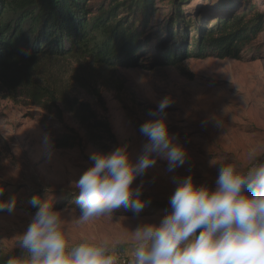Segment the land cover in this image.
<instances>
[{
    "label": "rangeland",
    "instance_id": "rangeland-1",
    "mask_svg": "<svg viewBox=\"0 0 264 264\" xmlns=\"http://www.w3.org/2000/svg\"><path fill=\"white\" fill-rule=\"evenodd\" d=\"M115 1L88 2L91 11L97 12ZM214 1L179 0V4L189 16L199 7L213 12ZM252 1L264 12V0ZM172 2L153 1L155 8L147 26V33L153 34L146 40L142 64L110 69L88 61L67 62L69 75L87 77L75 94L91 102L99 116L111 123L117 145L105 139L90 140L87 130L68 112L61 123L38 107L15 103L0 89V181L6 186V198L0 196V202L16 201L15 211L0 210V258L25 257L19 237L38 210L31 203L35 194L61 213L69 247L85 238L108 239L115 254H130L136 244V228L159 223L171 211L175 181L191 175L197 185L214 190L222 164L231 163L246 171L257 160L264 161V30L245 46L240 60L190 58L175 66L151 67L169 33ZM83 68L88 70L83 72ZM95 91L100 92L102 101ZM165 97L171 100L165 110L170 133L186 149L187 162L170 172L167 162L158 159L136 178L133 187H142L141 199L145 201L140 212L122 206L112 214L81 223L75 182L92 165L90 154L127 145L135 162L146 142L140 126L153 118L149 113ZM71 128L83 138L81 145L56 148L54 137Z\"/></svg>",
    "mask_w": 264,
    "mask_h": 264
},
{
    "label": "trees",
    "instance_id": "trees-1",
    "mask_svg": "<svg viewBox=\"0 0 264 264\" xmlns=\"http://www.w3.org/2000/svg\"><path fill=\"white\" fill-rule=\"evenodd\" d=\"M88 1L0 0V89L15 103L38 107L61 123L68 112L87 130L90 140L117 145L111 123L99 116L91 102L75 94L87 77L69 75L67 62L88 61L110 69L142 64L146 40L153 34L147 33V26L154 0H116L97 12L91 11ZM212 4L216 5L213 12L199 7L185 16L179 0H173L169 33L157 56L153 55L157 60L151 67L175 66L190 58H243L245 46L264 30L263 10L252 0ZM94 94L103 100L99 91ZM82 141L71 128L55 136L53 144L73 148ZM0 192L6 198L2 181ZM6 261L0 258V264Z\"/></svg>",
    "mask_w": 264,
    "mask_h": 264
},
{
    "label": "clouds",
    "instance_id": "clouds-1",
    "mask_svg": "<svg viewBox=\"0 0 264 264\" xmlns=\"http://www.w3.org/2000/svg\"><path fill=\"white\" fill-rule=\"evenodd\" d=\"M170 104L168 97L162 99L149 113L153 118L140 126L146 142L135 162L127 145L90 154L92 165L75 182L81 223L122 206L140 212L145 201L142 187H133L136 178L158 159L170 172L187 162L186 149L169 130L165 110ZM175 183L171 211L159 223H144L133 232L136 244L128 264H264V161L246 171L222 164L214 190L197 185L191 175ZM31 203L38 210L19 237L26 255L10 257L6 264H117L110 240L85 238L69 247L61 213L39 196ZM5 208L15 211V199L0 202V210Z\"/></svg>",
    "mask_w": 264,
    "mask_h": 264
},
{
    "label": "built area",
    "instance_id": "built-area-1",
    "mask_svg": "<svg viewBox=\"0 0 264 264\" xmlns=\"http://www.w3.org/2000/svg\"><path fill=\"white\" fill-rule=\"evenodd\" d=\"M118 261L117 264H128V260L131 258L132 253L130 254H116Z\"/></svg>",
    "mask_w": 264,
    "mask_h": 264
},
{
    "label": "water",
    "instance_id": "water-1",
    "mask_svg": "<svg viewBox=\"0 0 264 264\" xmlns=\"http://www.w3.org/2000/svg\"><path fill=\"white\" fill-rule=\"evenodd\" d=\"M199 231H200V230L198 229V230H197V234L199 233Z\"/></svg>",
    "mask_w": 264,
    "mask_h": 264
}]
</instances>
